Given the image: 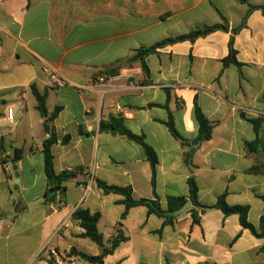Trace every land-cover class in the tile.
<instances>
[{"label":"crops","instance_id":"1","mask_svg":"<svg viewBox=\"0 0 264 264\" xmlns=\"http://www.w3.org/2000/svg\"><path fill=\"white\" fill-rule=\"evenodd\" d=\"M246 12L239 0H0V161L23 151L15 163L17 190L10 162L0 164V264H264L263 240L242 229L236 215L206 210L194 224L188 212L163 226L162 218L136 206L121 219L123 197L104 194L95 182L128 186L134 199L155 197L164 208L168 195L187 196L192 174L199 204L212 206L226 192V204L247 206V221L259 230L264 157L249 152L246 144L255 137L248 120L262 118L264 153V12L251 11L234 36L240 67H223L230 33L216 31L193 43L157 49L145 59L147 74L135 62L110 75L140 48L220 23V15L232 29ZM47 67L66 79L65 87L50 82ZM31 85L46 93L48 114L59 108L52 122L54 170L82 171L64 184L57 201L45 198L27 208L44 197L42 142L48 137ZM194 100L214 127L190 169L184 148L165 126L164 107L179 137L193 140L198 130ZM7 108L13 110V122L5 118ZM110 116L121 117L124 127L143 136L154 151L153 188L143 148L99 130ZM18 199L26 208L15 214ZM77 209L99 214L104 247L118 230L126 238L101 263L70 255L71 249L90 256L101 252L71 218Z\"/></svg>","mask_w":264,"mask_h":264},{"label":"trees","instance_id":"2","mask_svg":"<svg viewBox=\"0 0 264 264\" xmlns=\"http://www.w3.org/2000/svg\"><path fill=\"white\" fill-rule=\"evenodd\" d=\"M241 3L247 6L246 15L243 17L241 23L229 29L228 23L226 19L220 15V23L212 24V25H203L200 27H196L194 29L189 30L185 34L168 37L163 39L159 42L154 43L153 45L138 49L135 54L125 60L122 64L116 66L110 72V75H117L119 69L124 66L128 65L131 66L133 63H139L142 71L147 74L148 70L145 64V59L152 54H155L157 49L182 43V42H190L193 43L196 39L205 37L213 32L222 31L226 33H230L229 40H228V54L222 60L223 67H227L228 65H234L236 67H240L241 65L236 60V51L233 48V40L234 36L245 26V21L247 15L253 10H261L264 12V4L259 6L250 5L246 0H239ZM30 90L32 95L36 100V109L40 114V117L44 119L43 121V131L44 133L48 134V137L43 140L42 142V154H43V168H44V175L46 179V190L44 193V197L46 200H50L51 202L57 201L58 195H62L65 187L64 184L75 178L78 173L82 171V169H77L74 171H60L56 172L53 167V154H52V146L56 143V135L52 127V122L56 118L59 108L56 107L54 110L48 114L46 107H45V100H46V93H40L35 86L31 85ZM168 112V119L165 123L169 133L174 137L177 141L180 142L181 146L184 148L183 152V161L185 166L188 168H193L192 164V157L198 147L205 141H208L211 137L212 129L214 127V123L208 121L202 114L201 110L196 104L194 100V117L197 122L198 130L197 135L193 140H184L174 129L171 114L167 106L164 107ZM263 119L257 118L248 120L249 123L252 125V129L254 132V139L250 143H247V149L249 152H256L260 153L264 157V153L259 146V133L260 127L262 124ZM99 130L102 132H107L112 135L121 136L127 140L133 141L136 144L140 145L143 148L145 158L150 165L151 169V186H154V177H155V165L157 163L156 155L154 151L146 145L144 142L143 136H137L132 134L128 131L124 125L123 120L119 116H110L107 122H100ZM67 138H64L62 141H66ZM23 151L22 149H16L12 158L10 160H1L0 164L6 165L9 162L14 161L15 163L20 160L22 157ZM96 185L99 189L102 190L104 194H117L123 197L122 204L125 207L124 212L121 215V219H123L126 215L128 209L136 206H144L147 209L148 215H155L158 218L163 219V226L172 225L173 221L178 219L180 216L176 215V212L185 202H189L191 205V209L186 211L185 213L190 212L191 215L194 212L198 211H206L211 209L220 210L224 216L236 215L238 217V223L242 229H246L250 232L251 235L258 239L263 240V245L261 250L264 251V209L263 214L259 218V230L256 229L247 221V206H228L225 202L226 192L219 195L216 199V202L212 206H203L198 203L197 201V187L194 181L192 174L187 178L186 183L188 187V194L187 196L183 195H168L166 197V206L162 208L158 202L157 198L153 199H134L132 197V190L130 187H119V186H109L99 180H96ZM264 204V195L260 197ZM14 213L18 214L25 210V204L21 201V199L16 200L13 202ZM71 218L75 221H78L80 227L84 230L83 237L90 239L93 243L98 245L101 248V252L98 256H90L85 253L76 251L75 249L70 250L71 256H78L83 260L88 262H99L101 263L102 258L106 255L111 254L114 249L119 245V243L125 241V236L122 234L120 230L117 231L116 235L109 240V246H103V236L99 233L97 228V223L99 221V214L98 213H90L84 209H77L75 210ZM192 220L194 224H199L200 218L192 216ZM160 231H158L159 233ZM49 264H53L50 262Z\"/></svg>","mask_w":264,"mask_h":264},{"label":"built area","instance_id":"3","mask_svg":"<svg viewBox=\"0 0 264 264\" xmlns=\"http://www.w3.org/2000/svg\"><path fill=\"white\" fill-rule=\"evenodd\" d=\"M44 72L48 75L50 82L57 88H62L66 86V79L57 70L47 67L44 69ZM75 87L79 88V86ZM5 118L8 122L14 121V113L12 108H7ZM48 253L50 256H56V252L52 247H48ZM57 264H62V262L58 261ZM69 264H74V260L70 261Z\"/></svg>","mask_w":264,"mask_h":264},{"label":"water","instance_id":"4","mask_svg":"<svg viewBox=\"0 0 264 264\" xmlns=\"http://www.w3.org/2000/svg\"><path fill=\"white\" fill-rule=\"evenodd\" d=\"M10 165H11V170L13 171V177H14V180H13V190H17L18 188V183H19V178H18V173L16 171V165H15V162L14 161H11L10 162ZM45 200V197H42L38 200H36L35 202L31 203V204H27V208H32L34 205L36 204H39V203H42L43 201ZM191 209V205L189 204V202H185L181 208H179L176 212V215L179 216L181 214H184L186 211L190 210ZM203 210L199 211V212H194L193 216L194 217H197L198 214H203Z\"/></svg>","mask_w":264,"mask_h":264}]
</instances>
